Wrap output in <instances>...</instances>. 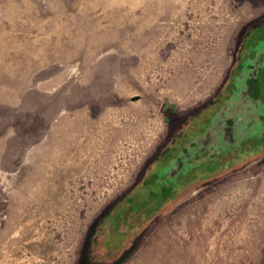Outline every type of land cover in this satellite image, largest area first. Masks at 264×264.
<instances>
[{"label":"rangeland","instance_id":"obj_1","mask_svg":"<svg viewBox=\"0 0 264 264\" xmlns=\"http://www.w3.org/2000/svg\"><path fill=\"white\" fill-rule=\"evenodd\" d=\"M0 264H264V0H0Z\"/></svg>","mask_w":264,"mask_h":264},{"label":"water","instance_id":"obj_2","mask_svg":"<svg viewBox=\"0 0 264 264\" xmlns=\"http://www.w3.org/2000/svg\"><path fill=\"white\" fill-rule=\"evenodd\" d=\"M242 82H244L243 84H247V82H245V81H242ZM254 116V115H253ZM251 116L252 118H250V119H247V120H245L244 118H242V122H239V123H243L244 125H245V123L247 122V121H249L250 122V125L249 126H251V127H255V126H257L258 124H259V119L257 120V121H255L253 118H255L256 116ZM246 124H248V123H246ZM171 175H172V173L171 172H169Z\"/></svg>","mask_w":264,"mask_h":264},{"label":"flooded vegetation","instance_id":"obj_3","mask_svg":"<svg viewBox=\"0 0 264 264\" xmlns=\"http://www.w3.org/2000/svg\"><path fill=\"white\" fill-rule=\"evenodd\" d=\"M257 145H261V143L257 142ZM199 154H200L199 150L195 149L194 146H193L192 149H191V154L190 155L193 156L194 158H196V157H198Z\"/></svg>","mask_w":264,"mask_h":264}]
</instances>
